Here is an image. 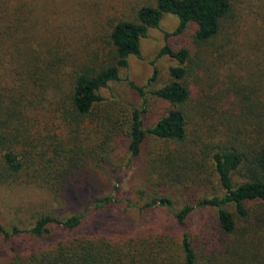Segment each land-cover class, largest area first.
Instances as JSON below:
<instances>
[{"label":"trees","instance_id":"16d2710c","mask_svg":"<svg viewBox=\"0 0 264 264\" xmlns=\"http://www.w3.org/2000/svg\"><path fill=\"white\" fill-rule=\"evenodd\" d=\"M231 11L232 0H157L156 6L140 7L134 20L115 24L110 33L112 51L106 61L89 65L72 61L67 55L61 58L39 51L50 50L43 40L40 43V39L37 40L34 48L27 37L16 40L15 31L24 24L27 23V32L31 31L28 23L33 9H29L24 0H0V34H5L8 40L11 38L9 87L2 85L0 75V184L7 175L19 176L27 171L28 177L36 178L33 182L42 186L38 177L44 175L42 171L36 173L41 165L33 172L29 170L32 166H28L34 158L40 157L41 163L49 166L57 163L50 167L56 173L54 180L46 181L57 191L67 184L68 178H75L79 171L89 167L95 155L103 162L115 149L119 137L126 140L128 152L135 158L142 153L143 144L151 135L165 144L163 151L150 162L152 176H158L159 186L191 189L204 187L212 175L218 178L224 194L200 198L197 207L216 211L213 229L229 238L224 244L222 259L219 248L212 250L211 257L200 255L188 230L189 218L196 208L185 205L173 215L175 226L183 231L177 242L173 232L150 236L113 237L107 233L74 236L33 252L27 258L17 257L11 264H264V216H257L252 223L249 209L251 203L264 204V143L247 144L241 140L243 132L228 123L227 129L220 132L231 139L209 153L211 166L208 154L198 145L200 138L194 134L189 140L193 133L192 116L186 108L191 92L184 83L190 58L188 49L174 50L167 43L158 54V58L176 59L179 66L171 68L169 83L153 91L169 109L152 128L145 129L141 109L135 108L126 122L116 110L109 114L101 110L107 101L101 91L121 79V70L128 68L130 57L143 58V39L150 30L161 28L166 14L175 15L179 20L174 34L166 32V40L182 34L194 23L197 26L195 41L206 44L220 33ZM156 76L157 69L152 81ZM130 85L145 94L144 87L133 82ZM45 103L51 108L52 118L48 123L57 120L64 132L51 150L39 147L38 121L30 115L42 110ZM20 146L26 151L32 150L29 160H21ZM237 171L244 172L245 180L235 184L233 175ZM112 201H115L112 197L100 200L97 208ZM155 206L172 210L173 200L154 196L137 207L145 210ZM88 212L89 209L64 219L40 215L27 233L36 239H45L58 232V228L79 230L85 226ZM254 230L263 234L256 236ZM21 233L17 227L7 231L0 226V234L6 239ZM136 242L141 243L139 249L133 245Z\"/></svg>","mask_w":264,"mask_h":264},{"label":"rangeland","instance_id":"374dc122","mask_svg":"<svg viewBox=\"0 0 264 264\" xmlns=\"http://www.w3.org/2000/svg\"><path fill=\"white\" fill-rule=\"evenodd\" d=\"M24 2L29 9H33L28 23L32 29L27 32V23L24 24L15 31L16 40L27 37L34 48L37 46L35 42L40 39L39 43L43 40L50 50L39 51L61 58L67 55L72 61L92 65L105 62L112 51L110 33L113 26L121 20H134L140 7L156 6L157 0ZM165 16L161 28L150 30L148 37L143 39V58L130 57L128 68L121 70V79L101 91L107 99L101 107L102 112L109 114L116 110L117 115L126 122L137 108L144 111L145 129L156 124L169 108L153 91L169 83L172 80L171 68L179 66L178 61L169 56L158 58L161 49L169 43L174 50L186 48L190 51L184 80L191 92V100L186 108L192 116L190 127L193 133L189 140L193 139L194 134L200 138L198 145L208 154V163L212 166L209 153L214 147L231 139L220 132L227 129L228 123L243 132L241 140L247 144L264 143V0H232V11L223 21L220 33L206 44L195 41L197 26L194 23L182 34L172 35L166 40V32L174 34L179 20L172 14ZM10 39L0 34L1 83L8 87L11 85ZM155 69L157 76L152 81ZM131 82L144 87L145 94L132 88ZM42 108L35 114L30 112V115L38 121L39 147L51 150L64 132L58 127L57 120L53 124L48 123L52 116L49 115L51 108L47 103ZM234 138L237 139L236 136ZM164 148L162 141L149 135L142 153L132 158L126 140L119 137L115 149L103 162L100 156L95 155L89 167L79 171L75 178H68L67 184L57 191L52 184L46 183L49 178L54 180L56 173L50 167H55L57 163L49 166L41 163L40 157L34 158V162H29L28 166H32L29 170L33 172L41 165L36 173L42 171L44 175L38 177L42 186L34 183L36 178H29L27 171L19 176L7 175L0 184V226L7 231L17 227L22 233L10 239L0 234V264H11L17 257L27 258L33 252L74 236L99 233L113 237L150 236L173 232L177 242L183 231L175 226L173 215L185 205L196 208L189 218L188 230L197 252L211 257L212 250L219 248L222 259V250L229 238L213 229L217 212L197 207L200 198L224 194L218 178L212 175L207 185L191 189L159 186L158 176H152L150 162ZM18 150L21 160L30 159V148L26 151L20 146ZM244 180L243 171L233 175L235 184ZM154 196L172 199L173 209L156 206L145 210L138 208ZM110 197L115 201L97 208L100 200ZM87 209L85 226L79 230L58 228V232L45 239H36L27 233L40 215L50 214L64 219ZM249 209L252 223L257 216H264L262 203H251ZM230 210L234 208L230 206ZM253 233L256 236L263 234L255 230ZM140 244L136 242L133 245L139 249Z\"/></svg>","mask_w":264,"mask_h":264}]
</instances>
